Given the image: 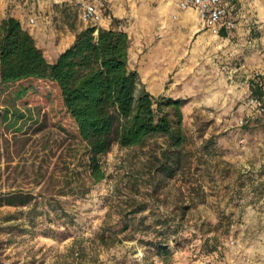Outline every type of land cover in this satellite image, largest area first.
<instances>
[{
    "label": "rangeland",
    "instance_id": "374dc122",
    "mask_svg": "<svg viewBox=\"0 0 264 264\" xmlns=\"http://www.w3.org/2000/svg\"><path fill=\"white\" fill-rule=\"evenodd\" d=\"M125 1L136 0H122V6ZM222 2L234 28L193 67L188 84L197 87L208 79L217 85L203 90L201 108L187 114L190 97L151 95L184 103L191 168L175 179L152 169V140L143 150L114 146L101 158L105 178L94 183L86 147L54 124L35 95L19 102L6 120L0 116V196L53 197L68 215L40 216L31 226L27 209L0 208V264H213L237 240L264 264V114L253 111L247 118L242 112L243 106L251 110L250 96H260L251 76L264 77V0ZM105 4L96 5L104 18ZM77 16V8L69 10L72 25ZM113 22L126 32L132 21ZM129 69L137 73L136 94L145 92L130 56ZM138 207L144 210L130 221L126 215ZM164 220L179 225L166 258L148 244L153 225ZM128 223L135 224L133 239L127 238L132 228H123Z\"/></svg>",
    "mask_w": 264,
    "mask_h": 264
},
{
    "label": "trees",
    "instance_id": "16d2710c",
    "mask_svg": "<svg viewBox=\"0 0 264 264\" xmlns=\"http://www.w3.org/2000/svg\"><path fill=\"white\" fill-rule=\"evenodd\" d=\"M136 87L137 73L129 69V39L122 30L88 27L49 62L16 19L0 20V116L6 120L29 95L42 99L54 124L86 147L87 168L94 183L105 178L101 158L114 146L143 150L152 140L155 172L175 179L191 168L182 127L183 101L136 94ZM158 139L163 140L161 145ZM62 204L53 197L25 192L0 196V208L27 209L31 226L40 216L68 218ZM143 210L138 207L126 216L132 221ZM134 226L123 227L132 228L128 239L134 238ZM178 226L165 220L153 225L155 235L148 244L159 256H170V238L176 236Z\"/></svg>",
    "mask_w": 264,
    "mask_h": 264
},
{
    "label": "crops",
    "instance_id": "0c3cea01",
    "mask_svg": "<svg viewBox=\"0 0 264 264\" xmlns=\"http://www.w3.org/2000/svg\"><path fill=\"white\" fill-rule=\"evenodd\" d=\"M90 1L100 5L106 3L109 13L104 18L102 28L121 30L114 20L129 18L132 21L126 31L129 56L138 67L142 91L152 96L168 91L177 98L190 97L192 103L184 111L187 114L201 108L205 102L202 99L203 90H212L217 85L205 79L197 87H190L191 70L209 56V51L218 48V44L228 38L226 33L230 29L221 27L218 35L212 34L199 21L194 10L179 11L173 0L125 1L123 6L122 0ZM149 1H154V5ZM72 9L76 10L66 1L0 0V20L6 17L16 19L31 35L47 61L53 62L72 45L75 35L86 29V25L78 19L79 15L72 25L67 17ZM29 19H33V24L29 23ZM222 30L225 35L221 34ZM199 75V78L204 77L202 73ZM242 112L247 118L253 115V111L245 106ZM222 258L231 264H260L241 240L224 252Z\"/></svg>",
    "mask_w": 264,
    "mask_h": 264
},
{
    "label": "built area",
    "instance_id": "2783aa9c",
    "mask_svg": "<svg viewBox=\"0 0 264 264\" xmlns=\"http://www.w3.org/2000/svg\"><path fill=\"white\" fill-rule=\"evenodd\" d=\"M53 2H70L78 10L80 21L96 29L104 24L102 11L89 0H51ZM176 7L179 11L192 9L197 14L200 22L204 23L212 34L218 35L221 27L234 28V22L227 17L226 9L222 0H176ZM33 24V19H29ZM252 86L259 90L260 96H250L246 102L248 108L258 114H264V77L258 72L251 76ZM235 244L230 242V246ZM213 264H231L229 261L217 259Z\"/></svg>",
    "mask_w": 264,
    "mask_h": 264
}]
</instances>
